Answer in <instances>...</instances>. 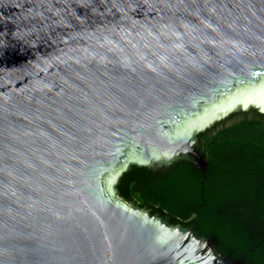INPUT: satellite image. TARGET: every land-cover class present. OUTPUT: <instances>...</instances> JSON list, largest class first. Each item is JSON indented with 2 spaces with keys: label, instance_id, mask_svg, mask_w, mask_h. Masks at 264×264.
I'll return each mask as SVG.
<instances>
[{
  "label": "water",
  "instance_id": "95a60500",
  "mask_svg": "<svg viewBox=\"0 0 264 264\" xmlns=\"http://www.w3.org/2000/svg\"><path fill=\"white\" fill-rule=\"evenodd\" d=\"M251 108L264 0H0V264H242L116 184Z\"/></svg>",
  "mask_w": 264,
  "mask_h": 264
},
{
  "label": "trees",
  "instance_id": "16d2710c",
  "mask_svg": "<svg viewBox=\"0 0 264 264\" xmlns=\"http://www.w3.org/2000/svg\"><path fill=\"white\" fill-rule=\"evenodd\" d=\"M196 138L205 169L186 159L157 170L131 163L116 194L213 236L219 253L242 258V264H264V113H231Z\"/></svg>",
  "mask_w": 264,
  "mask_h": 264
},
{
  "label": "rangeland",
  "instance_id": "374dc122",
  "mask_svg": "<svg viewBox=\"0 0 264 264\" xmlns=\"http://www.w3.org/2000/svg\"><path fill=\"white\" fill-rule=\"evenodd\" d=\"M130 163V162H129ZM129 202V204H131V205H135V206H137V204L133 201V200H130V201H128Z\"/></svg>",
  "mask_w": 264,
  "mask_h": 264
},
{
  "label": "bare ground",
  "instance_id": "6f19581e",
  "mask_svg": "<svg viewBox=\"0 0 264 264\" xmlns=\"http://www.w3.org/2000/svg\"><path fill=\"white\" fill-rule=\"evenodd\" d=\"M182 148H187L188 149V146L187 145H182Z\"/></svg>",
  "mask_w": 264,
  "mask_h": 264
},
{
  "label": "flooded vegetation",
  "instance_id": "af4514ba",
  "mask_svg": "<svg viewBox=\"0 0 264 264\" xmlns=\"http://www.w3.org/2000/svg\"><path fill=\"white\" fill-rule=\"evenodd\" d=\"M173 163H175V161H172L170 164H168V165H172Z\"/></svg>",
  "mask_w": 264,
  "mask_h": 264
}]
</instances>
